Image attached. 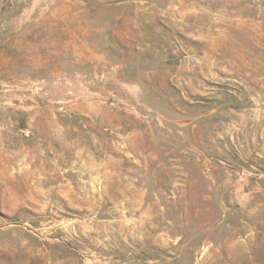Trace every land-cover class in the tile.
<instances>
[{
  "label": "rangeland",
  "instance_id": "rangeland-1",
  "mask_svg": "<svg viewBox=\"0 0 264 264\" xmlns=\"http://www.w3.org/2000/svg\"><path fill=\"white\" fill-rule=\"evenodd\" d=\"M0 264H264V0H0Z\"/></svg>",
  "mask_w": 264,
  "mask_h": 264
}]
</instances>
